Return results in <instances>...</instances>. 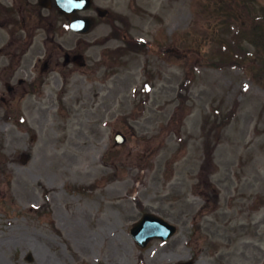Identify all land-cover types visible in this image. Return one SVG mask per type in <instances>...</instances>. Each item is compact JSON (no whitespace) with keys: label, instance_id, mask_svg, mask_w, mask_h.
<instances>
[{"label":"rangeland","instance_id":"1","mask_svg":"<svg viewBox=\"0 0 264 264\" xmlns=\"http://www.w3.org/2000/svg\"><path fill=\"white\" fill-rule=\"evenodd\" d=\"M94 4L92 68L67 86L8 94L23 53L0 55V264H264V0ZM144 213L177 232L141 249Z\"/></svg>","mask_w":264,"mask_h":264},{"label":"flooded vegetation","instance_id":"2","mask_svg":"<svg viewBox=\"0 0 264 264\" xmlns=\"http://www.w3.org/2000/svg\"><path fill=\"white\" fill-rule=\"evenodd\" d=\"M42 8L39 0H0V30H7L8 45H24L27 42L33 41L37 34L36 30L42 27L45 23L46 15L45 11L51 10ZM11 28V29H10ZM30 28H32L30 30ZM19 38H22L19 42ZM77 50H74L72 54L64 58V61L60 64L56 52L47 53L41 59V65L39 66L38 76L43 77L48 75L53 70L52 65L57 69L60 67L62 70H70L71 67H75L74 56L77 55ZM25 69V68H24ZM30 69V68H28ZM26 69V80L18 81L20 86H23L25 93H30L40 83L38 76H30V70ZM37 69V68H36ZM67 83V82H66ZM13 90V88H11Z\"/></svg>","mask_w":264,"mask_h":264},{"label":"water","instance_id":"3","mask_svg":"<svg viewBox=\"0 0 264 264\" xmlns=\"http://www.w3.org/2000/svg\"><path fill=\"white\" fill-rule=\"evenodd\" d=\"M58 1V0H57ZM84 3V6H80L79 8H85L90 4L91 0H80ZM72 3V1H71ZM68 5H70V1L59 0L58 8L62 12L70 13L71 9H67ZM72 6L73 3H72ZM78 23L71 24V28L77 30V24L80 27V22L83 26V31H87L90 26V22L87 20H78L75 21ZM117 143H121L124 141L123 137L120 134L116 136ZM175 229L171 225L167 224L163 220L153 216V215H145L131 230V234L133 238L137 241L140 246H145L147 242L154 238L159 237L161 239H168L173 233ZM191 264V263H187Z\"/></svg>","mask_w":264,"mask_h":264}]
</instances>
